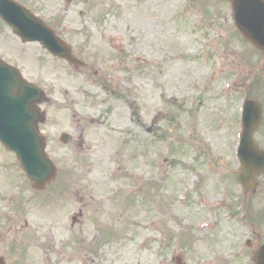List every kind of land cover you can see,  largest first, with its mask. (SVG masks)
I'll return each instance as SVG.
<instances>
[{
  "label": "rangeland",
  "instance_id": "1",
  "mask_svg": "<svg viewBox=\"0 0 264 264\" xmlns=\"http://www.w3.org/2000/svg\"><path fill=\"white\" fill-rule=\"evenodd\" d=\"M32 3L42 8L39 16L52 27L85 30L123 27L130 36L138 33L140 43L143 46L152 44L156 51V62L149 66L155 71L152 84L150 80L145 85L141 78L134 80L129 74L128 81L120 84L122 97L105 102L99 89L87 91L85 101L91 109V116L108 118L112 113L114 125L110 129L93 127L86 137V152L81 155L76 146H48V155L57 162L58 168L59 162H65L67 170L108 172L120 165L122 170L132 172L135 163L139 162L142 179L149 177L159 186H153L152 197L167 199L165 208L146 210L143 204L140 208L141 221L136 233L141 238L149 236L155 240L149 246L147 257L152 259L153 247L157 248L168 235H172L173 243H169L173 254H182L189 260L188 264H196V257L208 254L211 257L207 260L215 264H244L238 261L241 256H233L248 252L243 241L252 231L264 237V219L256 217L264 209V196L257 190L244 198L236 180L238 164L233 151L240 132L237 113L242 94L239 93L236 99L231 96L229 79L238 80L236 91H240L239 78L244 74L251 75L247 72L250 67L261 65V54L256 55L253 63L249 59L244 61L242 42L243 47L237 45V41H231L230 48L212 45L217 37L230 39L229 17L226 22L215 17L229 12V6L225 3L218 6L214 0H73L70 4L64 0H38ZM180 12L185 22L177 23ZM197 21H203L199 30H196L199 27ZM0 25V52L11 58H27L28 54L34 53L33 46L18 45L10 31ZM111 36L110 32H104L100 42L106 44ZM169 36L185 38L186 44H170L166 39ZM211 70L216 71L214 80L210 79ZM81 86L77 77L53 76L48 81L50 96L56 106L83 101L84 94L77 92ZM130 86H133V92ZM140 90L144 93L143 101L154 97V110L170 113L176 112L178 104L188 105L196 94L198 99L202 90L205 94L198 110H192V117L191 111L187 115L185 125L166 130L163 129L166 125L162 124L148 136L146 130H135L129 122V105ZM170 95L172 98L167 97ZM173 97L179 100L174 108L171 105L175 104ZM145 112L146 117L151 108L147 106ZM173 118L174 122L169 124L178 126L183 123L181 117L176 120V115L170 114V120ZM197 122L200 127L195 125ZM165 136H169L166 142ZM186 141L187 146L181 147ZM165 157L173 163H163ZM194 160L206 165L209 173L205 172V167L191 169ZM145 165L152 167L150 171ZM198 176L201 178L196 179ZM102 193L106 194L105 191ZM46 197V193L39 196L32 191L15 158L1 148L0 257L4 258L5 264H71L70 203L68 199L46 202ZM213 198L219 201L215 203ZM241 207H250L253 219H247ZM146 211L153 213L154 227L148 226ZM112 233L110 230L109 234ZM195 238L206 242H195ZM207 241L216 242L207 245ZM213 252H220L224 259H218L217 253ZM109 259L112 260L111 256Z\"/></svg>",
  "mask_w": 264,
  "mask_h": 264
},
{
  "label": "flooded vegetation",
  "instance_id": "2",
  "mask_svg": "<svg viewBox=\"0 0 264 264\" xmlns=\"http://www.w3.org/2000/svg\"><path fill=\"white\" fill-rule=\"evenodd\" d=\"M109 29L100 28V31H95L101 34ZM111 33L113 36L108 37L111 41L106 44L100 42L103 39L102 36L93 37L95 41L86 44L71 43L73 55L82 63L69 64L63 59H57V62L63 64V68L58 67L50 71L47 70L46 64H37L32 71L17 65L21 67L28 79L38 84H44V76L49 72L65 75V66L72 69L74 73H79L83 79L91 71L106 90L107 96L117 94L120 82L127 73L137 75V79L142 78L145 85L146 82L149 83L153 72L150 68L141 71L140 65L144 63L150 66L156 62L154 46L152 44L143 46L138 33H131L132 36H130L127 29L123 27L117 28L116 32L112 30ZM81 40H84V37H81ZM261 59L259 70L262 72V89L257 99L264 107V54ZM254 69V66L250 67L249 72H254ZM245 86L252 95L255 91L253 79L248 80ZM137 102L135 100V103ZM87 109L88 107L78 105L64 107L63 111L58 113L55 125L59 128L68 124L67 132H55V129L50 127L42 128L41 132L50 142L58 141L65 142L66 145H77L83 151L87 133L93 127L104 126L109 129L108 126L115 121L112 113L103 123L94 121L87 116ZM67 111H69V118ZM134 115L137 117L135 120L132 119L134 129H147L145 122H141L139 114L134 112ZM153 121H156V117ZM122 173L124 172L118 170H115L113 175L95 170L63 171L60 173V178L54 179V189H67L66 192L69 193L71 232L69 262L71 264H173L175 260L178 264H186L182 257L174 256L172 245L169 243H166L165 250L162 251L161 248L158 255L155 254V258L153 257L151 261V258L147 257L148 247L141 246L140 236L133 234L140 225L141 202L144 203L146 199L139 172L133 173V180L128 182V186L115 187L112 192L107 190L106 179L117 183L115 175ZM261 175L264 177V174ZM110 230H113L112 234H109ZM260 243L259 235L255 237V243L252 239L250 240L251 250L244 252L249 258V264H254L253 255ZM110 256L112 260L109 259ZM200 263L204 264V259H201ZM213 263L214 261L210 264Z\"/></svg>",
  "mask_w": 264,
  "mask_h": 264
},
{
  "label": "water",
  "instance_id": "3",
  "mask_svg": "<svg viewBox=\"0 0 264 264\" xmlns=\"http://www.w3.org/2000/svg\"><path fill=\"white\" fill-rule=\"evenodd\" d=\"M69 1V0H67ZM235 8L236 25L240 32L253 44L260 43L254 39L249 26L260 31L254 21L263 9L257 0H230ZM241 5V9L239 8ZM0 17L12 27L13 32L24 41H39L54 55L69 58L67 48L57 39L53 32L26 9L10 0H0ZM258 34L256 36H260ZM42 96L37 88L25 82L16 71L0 61V142L13 151L19 159L23 170L35 187H44L54 175V167L46 158L44 143L36 133L37 110L33 103ZM259 120V108L254 103L244 105L242 132L238 146V159L241 169L238 175L244 191L253 184V175L264 170V153L253 144L251 133ZM257 264H264V245L256 256Z\"/></svg>",
  "mask_w": 264,
  "mask_h": 264
}]
</instances>
